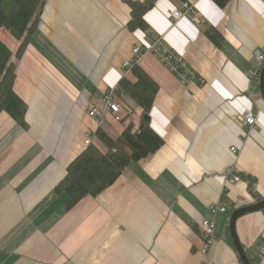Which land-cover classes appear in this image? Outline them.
Returning a JSON list of instances; mask_svg holds the SVG:
<instances>
[{"label":"crops","instance_id":"obj_1","mask_svg":"<svg viewBox=\"0 0 264 264\" xmlns=\"http://www.w3.org/2000/svg\"><path fill=\"white\" fill-rule=\"evenodd\" d=\"M184 1L195 4L200 23L172 19ZM130 18L123 0H46L32 41L13 56L15 88L28 111L26 125L0 115V264H241L229 221L233 208L257 202L246 175L264 197V97L259 78L249 76L264 47V0H228L224 7L158 0L145 16L146 31L129 30ZM209 28L220 33V44ZM151 34L182 55L196 77L183 84L154 54L141 57L137 64L158 84L149 116L164 143L97 197L66 210L65 195L54 188L86 148V132L104 148L99 127L117 137L131 120L139 123L141 108L130 98L133 113L122 122L108 115L99 126L89 110L101 108L112 89L125 99L120 80L136 78L124 62ZM9 39L2 40L15 53L20 41ZM247 109L258 114L252 128L241 121ZM234 175L241 181L230 182ZM218 203L227 210L217 214V241L203 254L200 222ZM236 229L259 264L264 209L239 217Z\"/></svg>","mask_w":264,"mask_h":264},{"label":"trees","instance_id":"obj_2","mask_svg":"<svg viewBox=\"0 0 264 264\" xmlns=\"http://www.w3.org/2000/svg\"><path fill=\"white\" fill-rule=\"evenodd\" d=\"M123 1L131 8L128 29L148 30L145 16L158 0ZM215 1L222 7L228 2ZM45 5L46 0H0V27L7 29L20 41L14 53L0 38V115L5 112L21 125H26L28 104L15 88L18 66L13 56L19 59L24 54L38 30ZM205 33L217 44L223 40L214 28L206 29ZM132 73L136 79L122 78L119 89L125 91L127 102L131 99L141 108L139 123L136 125L131 120L117 137H112L102 127L97 129L96 138L104 144V148L95 142L86 146L68 164L65 176L54 188L56 194L65 195L66 210L74 208L87 196L97 197L116 182L127 166L154 154L164 143L163 138L151 127L150 119L145 118L153 106L158 84L139 64L132 67ZM245 179L248 180V191L256 201L264 199L256 192V180L251 175H246ZM246 253L253 264L252 255L248 251Z\"/></svg>","mask_w":264,"mask_h":264},{"label":"built area","instance_id":"obj_3","mask_svg":"<svg viewBox=\"0 0 264 264\" xmlns=\"http://www.w3.org/2000/svg\"><path fill=\"white\" fill-rule=\"evenodd\" d=\"M171 15L174 21L183 17H186L196 23H200L201 21L200 14L196 9L195 4L188 1H184L180 8L174 9ZM147 53H152L157 56L166 67L178 76L183 84H189L196 77L195 72L188 67L186 59L182 55L176 53L175 50L164 44L162 36L153 34L148 36V40L145 44L137 45L133 48L132 56L124 62V67L132 68L139 62L141 57ZM255 62L256 68L249 74L251 82L258 80L260 71L264 66V47L256 50ZM132 113L133 108L130 103L124 99V93H117L116 89H112L105 93L103 106L101 108L96 106L89 110V116L99 126L104 123L105 118L108 115H111L114 121L122 122L128 119ZM241 121L249 124L252 128L257 124L258 114L252 109H247L243 113ZM93 139L94 132L92 130H88L85 138L86 146L90 145L93 142ZM232 150L237 152V149L234 147ZM229 180L230 182H239L241 181V176L234 175ZM226 210V206L219 203L213 204L210 207V216L204 218L200 222V230L203 239L200 251L203 254H208L216 243L218 238L216 216L218 213L225 212ZM257 257L259 264H261L264 261V244L260 247Z\"/></svg>","mask_w":264,"mask_h":264},{"label":"water","instance_id":"obj_4","mask_svg":"<svg viewBox=\"0 0 264 264\" xmlns=\"http://www.w3.org/2000/svg\"><path fill=\"white\" fill-rule=\"evenodd\" d=\"M259 88L260 92L264 97V66L262 67L260 74H259ZM146 119H150L149 115L145 116ZM264 209V199L257 201L255 203L242 206L239 208H236L232 213L229 221V229H230V234L235 246L236 251L238 252V255L242 261L243 264H252L250 261L245 248L243 247L241 240L237 234V229H236V224L237 220L239 217L242 215L249 213V212H254V211H259Z\"/></svg>","mask_w":264,"mask_h":264},{"label":"rangeland","instance_id":"obj_5","mask_svg":"<svg viewBox=\"0 0 264 264\" xmlns=\"http://www.w3.org/2000/svg\"><path fill=\"white\" fill-rule=\"evenodd\" d=\"M4 34V36H2V34ZM0 36L2 37V39L4 41H6L8 43V41L10 40L9 37L11 36V38H15L7 29H5L4 27H0ZM16 39V38H15ZM17 40V39H16ZM136 118H138V116L136 115ZM103 146V144H102Z\"/></svg>","mask_w":264,"mask_h":264}]
</instances>
